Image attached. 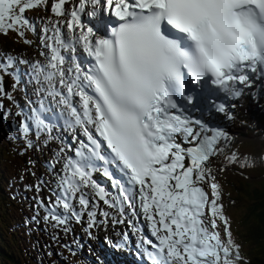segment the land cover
I'll use <instances>...</instances> for the list:
<instances>
[{
    "label": "snow or ice",
    "instance_id": "6c2138e0",
    "mask_svg": "<svg viewBox=\"0 0 264 264\" xmlns=\"http://www.w3.org/2000/svg\"><path fill=\"white\" fill-rule=\"evenodd\" d=\"M68 3L51 4L52 14L66 19L44 29L52 32L42 38L51 41L46 44L50 55L46 65L33 67L49 94L61 96L88 143L81 142L76 149L79 159L64 162L61 194L47 208L44 220L53 221L54 228L66 224L68 217L57 211L62 207L78 222L86 213V230L92 229L98 204L90 210L82 188H91L109 208L119 206L123 216V205L135 206L138 186L139 206L155 238V242L143 240L150 246L145 252L151 264H237L241 256L218 203L219 185L208 167L210 158L224 152L220 142L231 138L222 128L186 115L177 97L192 104L187 87L195 84L210 111L233 118L229 105L217 97L238 99L253 78L264 79V0H79L70 11L65 8ZM46 4L47 0H0V33L11 30L23 37L22 28L34 30L24 13ZM89 6L88 17L98 11L109 17L105 35H97L82 22ZM76 45L93 63L87 71L74 65L73 74V68L65 67L61 50L74 52ZM12 66L13 58L8 57L0 63V72L7 74ZM0 96L12 99L2 77ZM72 97L79 98V109L72 106ZM36 123L40 129L46 127L39 116ZM21 127L27 134L28 127ZM102 145L110 154L102 153ZM93 158L115 165L123 174V181L113 179L117 197L107 199L104 188L91 179ZM226 159L232 163L237 156L233 153ZM203 183L209 184L211 199ZM77 193L79 212L71 202ZM217 220L225 224L226 241L215 231Z\"/></svg>",
    "mask_w": 264,
    "mask_h": 264
},
{
    "label": "rangeland",
    "instance_id": "374dc122",
    "mask_svg": "<svg viewBox=\"0 0 264 264\" xmlns=\"http://www.w3.org/2000/svg\"><path fill=\"white\" fill-rule=\"evenodd\" d=\"M53 2H55V0H47L46 6L27 10L24 13V16L29 20L34 30H30L28 27L22 28L21 31L24 33L23 37H20L17 32L11 30L8 31L6 35L0 33V63L7 62L8 57L16 58L14 59V65L7 70V74L0 72V77L3 78L5 92L12 97V99H8L6 96H0V128L2 129V126L5 124L8 127V131L6 133L4 132V143H1V145H7V141H9L10 146H14L18 148L21 153H24L25 145L22 144V139L18 136L22 133L28 141L27 143H31L30 148L35 155L34 171H30L29 173L14 169L10 165V154L4 159L5 171H7L5 178L7 183L6 193L9 194L10 188H13L17 192L22 190L24 192L22 194H17L22 197H17V195H15L18 200L14 205H11L7 211L11 217L16 219V226L10 227L3 233L14 232L19 229L22 234H26L25 229L26 231H30L31 223L40 230V235L42 236L41 240H43V243L42 241L40 242V246H35L37 238L32 240L29 238L28 241L21 246L22 253L28 250V258L23 264H37L42 260L48 262L46 264H84L82 259L77 256V254L80 253L78 249H81V247L82 249L79 250L81 252L85 251L84 254L86 256L92 257V262L104 264L108 255L116 253L117 250L124 249L121 247L123 244H126L122 239V233H129V230L132 229V225L127 223L124 216L119 214V206H117V208H109L103 201L95 196L91 188H82L81 192L84 193L86 198L90 201V210H92L91 205L93 203L98 204V208L94 209L97 211V225L95 227L86 230L88 222L86 213L78 222L71 213H65L62 207L58 208L57 211L60 215H66L68 217L66 224L54 228L52 226L54 223L53 221L49 220L46 222L44 220V216L47 215V208L54 204L57 198L56 195L59 193L60 177L63 175L61 164H64L67 159V154L70 150L69 141L74 139L73 132L71 135H68L67 138L64 137L56 127H54V129H40L33 119L34 108L36 110L39 109L42 102H45V97L49 95L48 85L42 81V78L40 81L37 80L33 67L36 64L46 65L47 58L50 55L46 44L51 41L45 39L44 42H42V38L51 36L52 32H45L44 29H51V22H62L66 19V17H56L52 14L51 4ZM78 2L79 0H69L65 8L70 11L78 5ZM90 10H92V8ZM88 11L89 9H85V14H82L84 19L88 17L86 15ZM100 14L101 19L99 20V25L102 19L107 16L104 12ZM62 31L65 35L67 34L66 28H62ZM25 40L30 41V43H25ZM76 53L84 54L86 58L87 53L84 52L80 45H76ZM22 67H25L26 70ZM12 77L15 78L16 82ZM16 83L18 84L17 87ZM21 83L24 85L26 92L23 91V88H18ZM41 84L43 87H41ZM57 87H59V85H57ZM63 91L65 93L66 89H63ZM54 99L57 98L54 97ZM249 102H252L250 108L248 106ZM77 104L78 101H76V105ZM60 105L64 106L61 102ZM235 108L236 116L232 119L233 125L237 128L238 125L241 126L242 123H245L246 125H243L244 130L234 129L229 132L223 128L231 139L228 141L222 140L220 142L221 146H224V152L218 153L216 156L210 158L208 167L212 169V172L223 169L228 171L230 175L233 173H242L249 177H256L260 175L261 170L264 169V160L262 158L263 145H260L259 141L250 139L249 134H251L252 131L249 128L248 120L251 118L250 115L252 111H254L255 114L264 113V87L260 86L255 88V85L252 84L250 88H245V92L242 98L235 104ZM68 113L70 115V112ZM237 115L241 116V118ZM256 117H259L261 120L263 119L261 115H256ZM60 121L63 122L61 117ZM22 124L28 127L29 131L27 134L23 132L21 127ZM246 136H248V140H246ZM60 147L63 149L65 148L63 152H60ZM57 153H60L59 157H57ZM233 153L236 154L237 160L229 163L226 157L231 156ZM24 155L27 156V152L24 153ZM61 157H63V159H61ZM53 164L54 167L50 168V165ZM241 164L244 166L241 167ZM32 177L34 180H32ZM26 182L28 187L32 190L29 193H26ZM94 182L96 183V181ZM201 186L210 196V192L204 183ZM79 195L80 193H77V198L71 201L73 207L78 212L81 209L78 203ZM117 196L118 194L114 193L107 194L106 198L111 200L113 197ZM231 197L236 198V196ZM24 201L25 203H30V224H28L29 222H23L20 227L17 228L18 221L24 218L25 215V213H22L21 209V204ZM221 203H223V201H221ZM222 210L224 211V216L227 218L228 226L233 230L235 227H238L239 221L246 216V202L242 199L235 200L234 205L231 207L222 205ZM101 211L108 212L109 215L107 217L102 216L100 215ZM28 212L29 211L26 212L27 216ZM121 219L124 221L123 223L114 222ZM133 221H135V223L137 222L135 215L132 217V222ZM224 228L225 224L217 220V228L215 231L221 234L222 239L225 237ZM65 229H67V231H65ZM71 232L74 234L75 240L72 239L70 235ZM57 236L60 237L59 240ZM4 239L8 238L4 237ZM135 239L136 236H133V240ZM74 245L78 246L76 253L71 250ZM50 250L55 252V254ZM63 253H67V255L62 257L61 255H63ZM96 253L99 255L101 261L95 258L94 255ZM22 257L24 258V255ZM32 260H36V263L32 262Z\"/></svg>",
    "mask_w": 264,
    "mask_h": 264
},
{
    "label": "trees",
    "instance_id": "16d2710c",
    "mask_svg": "<svg viewBox=\"0 0 264 264\" xmlns=\"http://www.w3.org/2000/svg\"><path fill=\"white\" fill-rule=\"evenodd\" d=\"M252 112V114L255 115V112ZM256 115H261L264 121V113H258ZM226 123L229 124V128H234L236 130L242 129L244 125L243 124L240 128L233 127L227 119ZM4 132V126H2V129L0 128V264H23L28 258V250L22 253L21 246L28 241V238H31L30 240L37 238L36 247L40 246V242L42 241L43 243V240H41L42 236L40 235V230L32 223L30 231H26L25 229L26 234H22L19 229L14 232L3 233L10 227L16 226V219L11 217L7 211L11 205L16 203L18 200L17 197H22L17 194H22L24 192L23 190L17 192L13 188H10L9 194L6 193L7 183L5 178L7 171H5L4 159L10 154V165L16 170H23L25 173H29L35 166V155L32 149L26 147V145L23 152H27V156L21 153L18 148L10 146L9 141H7V145H1L5 140ZM21 139L22 144H24V139ZM213 182L219 185L220 197L225 194L222 188H226L231 196H236V198H233L225 195V198L231 201L230 205H234L233 202L235 200L242 199L246 202V216L239 221L238 227L231 230L227 225L231 233V238L234 244L238 246L241 256L237 264H264V169L261 170V174L256 177H249L242 173L222 175L221 171H216V177ZM207 186L211 191L209 184H207ZM26 193H29L28 189ZM15 195H17V197ZM21 209L22 213H25V215L24 218L18 221L17 228H19L23 222H29L28 224H30V203H25L24 201L21 204ZM27 211H29L28 216L26 214ZM4 237L8 239H4ZM224 240H227L226 235ZM53 254H55V252H53ZM23 255L24 258L22 257ZM234 255L235 252H233V256ZM77 256L82 259L84 264H98L92 262V258L86 256L83 251L77 254ZM32 262L36 263V260H32ZM46 263L48 262L42 260L37 264Z\"/></svg>",
    "mask_w": 264,
    "mask_h": 264
},
{
    "label": "bare ground",
    "instance_id": "6f19581e",
    "mask_svg": "<svg viewBox=\"0 0 264 264\" xmlns=\"http://www.w3.org/2000/svg\"><path fill=\"white\" fill-rule=\"evenodd\" d=\"M70 3H71V1H70ZM86 9H91L90 8V6L89 7H86ZM87 13V12H86ZM100 13H102L101 11H98L97 12V14L95 15V16H93L92 18H90V21H91V25L89 26V27H92L93 28V30L96 32V34L97 35H101V33H102V31H101V28H100V26H99V20L101 19V14ZM87 25V24H86ZM82 47V46H81ZM82 51V50H81ZM75 55H78V57H82L83 59L82 60H84L85 59V55H82L81 53H75ZM15 62V60L13 59V63ZM4 63H6V62H4ZM65 67L66 68H69V62H67L66 63V65H65ZM73 74H75V73H73ZM41 87H43V85L41 84ZM72 99V106H75V101H76V97H72L71 98ZM64 110H66V108H63L62 109V111H61V116H62V118L64 119V121H69V120H71L70 119V116L68 115V113L66 112V111H64ZM232 114V113H231ZM256 122H261V121H263V120H261L259 117H256ZM231 124L233 125V122H232V119H231ZM233 127H234V125H233ZM239 127V125L237 126V128ZM78 129L77 128H74L73 129V132L75 133V135H76V139L74 140V142H76V140H78V139H80V136H79V133H78ZM63 134V136H65V133H62ZM71 143H73V142H71ZM62 147V146H61ZM60 147V148H61ZM65 149V148H64ZM11 157V156H10ZM9 158V157H8ZM61 159H63V157H61ZM61 168L63 169V163L61 164ZM61 173V172H60ZM62 174V173H61ZM39 176V175H38ZM19 177V176H18ZM50 183V182H49ZM16 191V190H15ZM14 194V193H13ZM146 220L144 219V216H143V212H139V222L140 223H143V222H145ZM47 237V236H46ZM29 239V238H28ZM31 239V238H30ZM35 243V242H34ZM85 252V251H84Z\"/></svg>",
    "mask_w": 264,
    "mask_h": 264
},
{
    "label": "water",
    "instance_id": "95a60500",
    "mask_svg": "<svg viewBox=\"0 0 264 264\" xmlns=\"http://www.w3.org/2000/svg\"><path fill=\"white\" fill-rule=\"evenodd\" d=\"M263 158H264V148H263Z\"/></svg>",
    "mask_w": 264,
    "mask_h": 264
}]
</instances>
